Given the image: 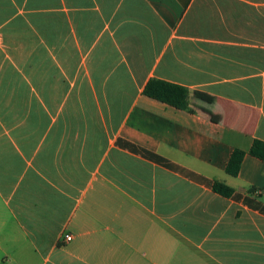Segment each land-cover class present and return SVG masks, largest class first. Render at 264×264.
Masks as SVG:
<instances>
[{"label": "crops", "instance_id": "1", "mask_svg": "<svg viewBox=\"0 0 264 264\" xmlns=\"http://www.w3.org/2000/svg\"><path fill=\"white\" fill-rule=\"evenodd\" d=\"M254 140L264 0H0V264H264Z\"/></svg>", "mask_w": 264, "mask_h": 264}, {"label": "trees", "instance_id": "2", "mask_svg": "<svg viewBox=\"0 0 264 264\" xmlns=\"http://www.w3.org/2000/svg\"><path fill=\"white\" fill-rule=\"evenodd\" d=\"M143 95L175 109L192 112L188 107L187 89L182 86L151 79L144 85ZM248 154L264 161V142L254 140ZM244 155L243 151L233 150L224 166L225 173L235 177ZM209 187L212 192L222 197H229L233 192L231 188L217 181H212Z\"/></svg>", "mask_w": 264, "mask_h": 264}, {"label": "built area", "instance_id": "3", "mask_svg": "<svg viewBox=\"0 0 264 264\" xmlns=\"http://www.w3.org/2000/svg\"><path fill=\"white\" fill-rule=\"evenodd\" d=\"M71 240V236L70 235H65L64 236V241L65 242H69Z\"/></svg>", "mask_w": 264, "mask_h": 264}, {"label": "rangeland", "instance_id": "4", "mask_svg": "<svg viewBox=\"0 0 264 264\" xmlns=\"http://www.w3.org/2000/svg\"><path fill=\"white\" fill-rule=\"evenodd\" d=\"M52 85H53V84H46V86H47V90L52 89Z\"/></svg>", "mask_w": 264, "mask_h": 264}]
</instances>
